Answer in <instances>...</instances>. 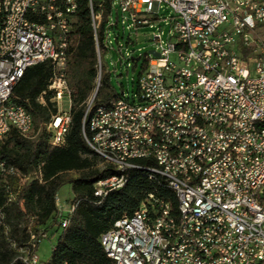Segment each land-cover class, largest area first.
Wrapping results in <instances>:
<instances>
[{"label": "built area", "instance_id": "2783aa9c", "mask_svg": "<svg viewBox=\"0 0 264 264\" xmlns=\"http://www.w3.org/2000/svg\"><path fill=\"white\" fill-rule=\"evenodd\" d=\"M163 6L175 16L172 42L164 46L154 36L159 58L145 56L138 104L113 101L115 113L86 124L83 135L105 167L126 170L125 178L90 188L97 200L122 191L136 165H151L144 174L178 188L184 221H173L167 202L149 195L102 236L101 249L113 264H264V0H88L95 43L104 22L107 49L112 34L118 45L125 38L119 11L131 36L152 29ZM77 11L78 0H0V143L17 132L31 137L32 117L12 100L29 70L50 64L52 103L70 101L66 52ZM101 54L96 47L97 87ZM69 120L70 111L52 116L46 129L52 147L65 148ZM50 127H58L59 139H51ZM97 129H111V136L98 137ZM107 144H118L119 156ZM1 173H10L18 190L32 181L15 166L5 169L0 158V190L7 195ZM173 175L182 183H173ZM58 204L56 222L64 231L79 202ZM4 221L0 207V226ZM29 236L21 250L27 259L19 261L40 264L38 239Z\"/></svg>", "mask_w": 264, "mask_h": 264}, {"label": "trees", "instance_id": "16d2710c", "mask_svg": "<svg viewBox=\"0 0 264 264\" xmlns=\"http://www.w3.org/2000/svg\"><path fill=\"white\" fill-rule=\"evenodd\" d=\"M104 28L105 22L98 31L100 48L103 46ZM66 59L67 84L71 93V126L65 148L52 147L46 131L52 116L58 115L57 105L52 103L48 94L53 77L52 66L46 64L29 70L14 89L13 103L29 113L34 130L30 138L12 133L0 143V158L31 177L32 181L18 190L17 183L9 180V194L4 189L0 190V207L5 215L4 224L0 226V238L5 235L6 227L17 220L22 228L13 229L9 237L19 249L27 246L30 231L37 237L39 245L43 242V235L53 229L54 235L59 233L51 259L40 264H113L101 249L102 236L118 221L131 218L149 195L173 204L175 197L160 182H151L144 173L132 172L126 187L103 201L97 200L91 191L78 197L75 201L79 202V206L70 226L67 230H60L56 222L59 191L66 185H71L74 190L90 189L110 175L107 167L98 169L99 164H104L90 151L83 138V123L97 90L98 79L96 43L88 0H78ZM41 98H44L45 105L39 103ZM117 99L120 98L111 88L109 79L102 78L92 110ZM70 175H77L78 178L70 180ZM35 177L37 180H34ZM10 196L15 197V202H8ZM32 219L34 223L30 227ZM16 259L10 252L0 250V264H23Z\"/></svg>", "mask_w": 264, "mask_h": 264}, {"label": "rangeland", "instance_id": "374dc122", "mask_svg": "<svg viewBox=\"0 0 264 264\" xmlns=\"http://www.w3.org/2000/svg\"><path fill=\"white\" fill-rule=\"evenodd\" d=\"M118 16L121 39H123V34L125 38L118 45L112 34V46L102 51L103 78L109 79L111 88L120 99L124 98L138 104L139 80L145 68V56L155 50L153 42L154 36H161L164 46L172 42V25L175 21V16L170 9L163 6L161 8L159 22L152 29H139L137 32H133L131 36L126 29L127 24L125 26L126 30L123 31L121 25L122 14L120 11L118 12ZM114 21H116V12L114 13ZM128 41H130V46H127ZM70 108L71 105L68 99L61 102L59 106L57 105V109L61 114L68 113ZM104 167L102 164L98 165V169L100 170ZM77 178V175L69 176L70 180H76ZM89 191V188H77L74 190L71 185H66L59 191L57 197L61 204L66 206L68 203L74 202L78 197L85 195ZM21 228L22 226L17 220H13L11 225L6 227L5 235L0 238L1 251H8L12 255H15L16 258L21 255L22 249H19L9 237L13 229L20 230ZM54 233L55 229L50 231L48 234L49 239L42 242L39 247L38 257L41 263H47L51 259L59 235V233L55 235Z\"/></svg>", "mask_w": 264, "mask_h": 264}, {"label": "bare ground", "instance_id": "6f19581e", "mask_svg": "<svg viewBox=\"0 0 264 264\" xmlns=\"http://www.w3.org/2000/svg\"><path fill=\"white\" fill-rule=\"evenodd\" d=\"M102 44L103 46L100 48L98 34H97L96 47L100 49V51L107 50V42L104 40V34H103ZM22 79L23 78H19V80L17 81V85L20 83ZM90 103H89L88 110L86 113V118L83 123V133H84L86 124H89V126H96L97 122L101 120L102 117L111 116L116 111V104H114V102H111L108 105L99 107L95 110H92L93 104L90 105ZM13 106L22 115H29V113L24 108L17 106L14 103H13ZM70 126H71V117L69 120L68 133H69ZM33 130H34V123H31V135L33 134ZM17 134H19L20 136L24 138H28V132H17ZM97 136L98 137L111 136V129H97ZM50 137L51 139H59L58 127H50ZM83 138H84L85 143L87 144V140L84 137V135H83ZM87 146L90 149V151L95 155V148L89 146L88 144ZM107 151H111L112 156H119L118 144H107ZM132 163H139V156H132ZM3 164H4L5 169H14L13 165L8 164L5 161H3ZM119 168H128V161H119ZM136 172L151 173V165H136ZM125 177H126V170L118 169V170H110V175L107 178H125ZM148 177L151 182H160L166 190L170 191L173 194V196L175 197V203L173 204L170 201L167 202L168 211L173 216V221L183 222L184 221V208L182 207L181 202H180L178 188L175 186H172L170 183L161 182V178L159 177L158 174H148ZM9 180H10V173H1V181H9ZM104 181L105 179L100 180L92 187H98L99 184L104 183ZM173 183H182V176L173 175ZM107 197L108 196H104L103 200H105ZM161 201L166 202L162 199ZM56 207H57V216H58V211H59L58 197L56 198ZM22 259H27V252L21 251V255L16 259V261H19ZM22 263L27 264V262H22Z\"/></svg>", "mask_w": 264, "mask_h": 264}, {"label": "water", "instance_id": "95a60500", "mask_svg": "<svg viewBox=\"0 0 264 264\" xmlns=\"http://www.w3.org/2000/svg\"><path fill=\"white\" fill-rule=\"evenodd\" d=\"M151 56H153L154 58H159V55H157L156 53H154V52H151V53H149ZM139 61V60H138ZM98 90H99V87H97V90H96V93L94 94V96H93V98H92V100H91V103H90V105H92L93 103H94V101H95V99H96V97H97V94H98Z\"/></svg>", "mask_w": 264, "mask_h": 264}, {"label": "crops", "instance_id": "0c3cea01", "mask_svg": "<svg viewBox=\"0 0 264 264\" xmlns=\"http://www.w3.org/2000/svg\"><path fill=\"white\" fill-rule=\"evenodd\" d=\"M40 263H41V261H40Z\"/></svg>", "mask_w": 264, "mask_h": 264}]
</instances>
